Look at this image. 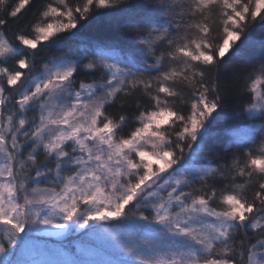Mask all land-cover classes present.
<instances>
[{
  "label": "snow or ice",
  "instance_id": "obj_1",
  "mask_svg": "<svg viewBox=\"0 0 264 264\" xmlns=\"http://www.w3.org/2000/svg\"><path fill=\"white\" fill-rule=\"evenodd\" d=\"M0 264H264V0H0Z\"/></svg>",
  "mask_w": 264,
  "mask_h": 264
},
{
  "label": "trees",
  "instance_id": "obj_2",
  "mask_svg": "<svg viewBox=\"0 0 264 264\" xmlns=\"http://www.w3.org/2000/svg\"><path fill=\"white\" fill-rule=\"evenodd\" d=\"M9 67H11L12 66V62H9V65H8ZM77 237H69V238H67L65 241H64V243L67 245V246H69V247H71L72 246V244L74 243V242H76L77 241Z\"/></svg>",
  "mask_w": 264,
  "mask_h": 264
}]
</instances>
